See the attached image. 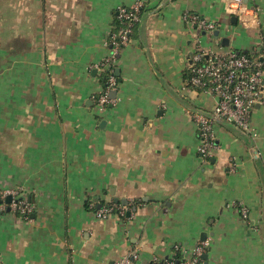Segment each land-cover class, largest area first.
I'll use <instances>...</instances> for the list:
<instances>
[{
    "label": "crops",
    "instance_id": "1",
    "mask_svg": "<svg viewBox=\"0 0 264 264\" xmlns=\"http://www.w3.org/2000/svg\"><path fill=\"white\" fill-rule=\"evenodd\" d=\"M136 1L0 0V191L20 188L33 206L0 214L4 264H113L131 249L148 261L205 239V264H264V104L256 135L217 122L219 148L202 160L192 113L216 99L188 87L196 32L183 19L217 23L203 46L249 52L264 0H244L256 10L247 23L225 0H144L116 63V102L101 111L95 66L118 7ZM102 201L132 210L101 218Z\"/></svg>",
    "mask_w": 264,
    "mask_h": 264
},
{
    "label": "built area",
    "instance_id": "2",
    "mask_svg": "<svg viewBox=\"0 0 264 264\" xmlns=\"http://www.w3.org/2000/svg\"><path fill=\"white\" fill-rule=\"evenodd\" d=\"M225 8L229 13L237 15L243 23H247L245 15L250 10L244 0H225ZM144 0H137L131 5H120L117 9L118 24L109 37V53L96 68L100 74L105 73V82L95 95L97 107L103 111L115 104L113 91L118 90L119 82L116 75V63L122 49L132 41V35L141 19ZM185 19L196 32L194 48L188 58V87L206 93L216 100L208 114L193 112L192 117L197 124L200 144L198 151L203 161L214 156L219 148L215 125L227 122L242 131L256 133L251 127L253 110L257 105L264 104V34L257 49L242 51L231 47L214 50L201 44L199 33L204 31L212 36L217 23L196 12H185ZM20 188L0 192V198L12 196L10 203L0 202V214L7 206L14 213L28 215L33 206L26 196H21ZM132 208L128 204L111 203L96 209L101 218L111 214H130ZM246 216L247 208L241 207ZM210 246L209 239L200 240L192 248L182 250L178 246L166 257H152L144 261L139 249H131L116 259L113 264H205L204 255ZM180 251V257H177ZM0 264H4L0 256Z\"/></svg>",
    "mask_w": 264,
    "mask_h": 264
},
{
    "label": "trees",
    "instance_id": "3",
    "mask_svg": "<svg viewBox=\"0 0 264 264\" xmlns=\"http://www.w3.org/2000/svg\"><path fill=\"white\" fill-rule=\"evenodd\" d=\"M145 6L146 5H144V7H143V9H142V12L144 11V9H145ZM117 24H118V20H117ZM105 77H106V75H105V73H103V74H101V76H100V80H101V82H105ZM1 192V191H0ZM10 196V195H9ZM21 196H23V195H21ZM10 198H12V196H10ZM5 202V201H7V203H10V201H11V199H8V197L6 196L5 197V199H1L0 198V202ZM109 204H111L110 202H107V201H102L101 203H100V205H95V207L97 208V207H99V206H102V205H109ZM8 211H11V209H10V207L9 206H7V208H5V210H2L1 211V213H7ZM19 213V212H18ZM177 257L179 258L180 257V251H177Z\"/></svg>",
    "mask_w": 264,
    "mask_h": 264
},
{
    "label": "water",
    "instance_id": "4",
    "mask_svg": "<svg viewBox=\"0 0 264 264\" xmlns=\"http://www.w3.org/2000/svg\"><path fill=\"white\" fill-rule=\"evenodd\" d=\"M116 93H117L116 91H113V92H112V96L115 97V96H116ZM219 122H222V121L219 120ZM8 199H11V198L9 197ZM116 201L118 202L117 199H116ZM205 238H206V236H205V234H204V236H203L202 239H205ZM204 257L206 258V257H207V254H205Z\"/></svg>",
    "mask_w": 264,
    "mask_h": 264
}]
</instances>
